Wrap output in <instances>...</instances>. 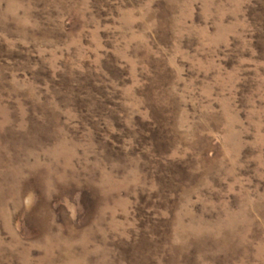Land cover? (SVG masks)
Returning a JSON list of instances; mask_svg holds the SVG:
<instances>
[{"label": "rangeland", "instance_id": "1", "mask_svg": "<svg viewBox=\"0 0 264 264\" xmlns=\"http://www.w3.org/2000/svg\"><path fill=\"white\" fill-rule=\"evenodd\" d=\"M0 264H264V0H0Z\"/></svg>", "mask_w": 264, "mask_h": 264}]
</instances>
